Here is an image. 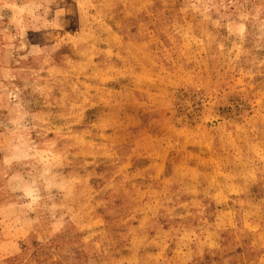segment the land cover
<instances>
[{"label":"rangeland","instance_id":"obj_1","mask_svg":"<svg viewBox=\"0 0 264 264\" xmlns=\"http://www.w3.org/2000/svg\"><path fill=\"white\" fill-rule=\"evenodd\" d=\"M0 264H264V0H0Z\"/></svg>","mask_w":264,"mask_h":264}]
</instances>
